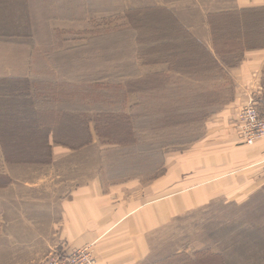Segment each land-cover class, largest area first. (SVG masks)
Segmentation results:
<instances>
[{
  "label": "rangeland",
  "instance_id": "1",
  "mask_svg": "<svg viewBox=\"0 0 264 264\" xmlns=\"http://www.w3.org/2000/svg\"><path fill=\"white\" fill-rule=\"evenodd\" d=\"M238 1L89 0L83 23L52 29L42 25L40 16L31 19L37 26L24 29L37 30L38 41L30 97L69 103L48 105L54 111L46 116L44 106L29 111L44 123L53 118L55 142L78 146L94 140V145L114 151L103 154L106 161L124 163L129 174L152 177L163 157L168 165L191 146L207 141L228 144L229 149L251 147L254 143L241 139L235 117L250 100L260 110L263 102L254 90L238 89L240 84L233 82L224 70L227 67L219 69L177 22L200 23L210 18L208 11ZM5 12L10 34L18 29L12 24L10 5ZM230 20L231 33L237 30V16ZM17 42L6 40L9 65L15 62L8 55L17 53ZM219 45L227 55L237 52L238 43L232 39L227 46L221 41ZM159 62L167 63L171 72L152 73L151 66ZM62 108L71 116H61ZM77 113L86 117L77 120ZM87 119L92 123L84 122ZM89 129L95 131V138L79 136ZM41 142L27 139L34 146ZM235 151L220 157L236 162ZM85 156L93 160L92 154ZM241 161L245 163L231 169L230 182H255L240 196L220 195L175 217L166 231L165 253L188 247L196 258L193 264H264V154L253 161L244 156ZM22 262L13 251L0 248V264Z\"/></svg>",
  "mask_w": 264,
  "mask_h": 264
},
{
  "label": "crops",
  "instance_id": "2",
  "mask_svg": "<svg viewBox=\"0 0 264 264\" xmlns=\"http://www.w3.org/2000/svg\"><path fill=\"white\" fill-rule=\"evenodd\" d=\"M88 2L0 0V248L19 255L22 264H39L53 250L72 251L85 245H91L96 264H193L196 258L188 247L165 253L167 229L175 217L193 207L220 195L245 193L254 179L248 184L231 183L230 171L245 163L244 156L252 161L261 157L264 139L237 149L219 142L193 145L168 165L163 157L152 177L126 173L124 163L106 161L103 154L114 151L94 145V140L78 146L55 142L53 118L44 123L28 108L44 106L46 116L54 111L48 105L67 106L69 101L30 97L38 39L37 30L24 28L37 26L31 19L38 16L42 25L52 29L83 23ZM7 5L18 29L10 34L5 29ZM207 14L210 18L200 23L177 22L219 69L227 67L224 70L240 84L238 89L254 90L264 104V0H239ZM232 16H237V30L230 33ZM8 38L18 41L17 53L8 55L16 58L12 65L6 60ZM231 39L238 48L227 55L219 42L227 46ZM167 66L159 62L151 72L165 75L171 72ZM79 114L77 120L86 117ZM61 116L71 115L62 108ZM86 135L97 136L90 129L79 136ZM33 138L41 145L27 143ZM234 150L239 155L236 162L220 157ZM86 154H92L93 160Z\"/></svg>",
  "mask_w": 264,
  "mask_h": 264
},
{
  "label": "built area",
  "instance_id": "3",
  "mask_svg": "<svg viewBox=\"0 0 264 264\" xmlns=\"http://www.w3.org/2000/svg\"><path fill=\"white\" fill-rule=\"evenodd\" d=\"M235 122L239 135L246 144L251 145L264 138V109L260 110L252 100L239 107ZM40 264H96V259L91 245H85L72 251L53 250Z\"/></svg>",
  "mask_w": 264,
  "mask_h": 264
}]
</instances>
